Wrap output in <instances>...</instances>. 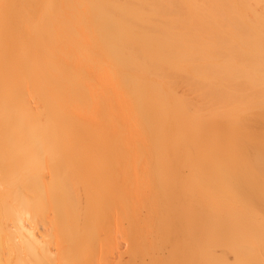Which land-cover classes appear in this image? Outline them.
<instances>
[{
	"label": "bare ground",
	"instance_id": "bare-ground-1",
	"mask_svg": "<svg viewBox=\"0 0 264 264\" xmlns=\"http://www.w3.org/2000/svg\"><path fill=\"white\" fill-rule=\"evenodd\" d=\"M243 1L0 0V264H91L105 219L195 202L243 113Z\"/></svg>",
	"mask_w": 264,
	"mask_h": 264
},
{
	"label": "rangeland",
	"instance_id": "rangeland-1",
	"mask_svg": "<svg viewBox=\"0 0 264 264\" xmlns=\"http://www.w3.org/2000/svg\"><path fill=\"white\" fill-rule=\"evenodd\" d=\"M243 3V113L235 116V127L220 126L222 134L226 127L235 130L227 128L226 137L212 142L220 154L199 149L195 202L159 208L164 214L158 219H105L101 224L108 236L97 237L91 264H110V252L117 262V249L126 252L121 264H150L151 255L164 257L174 243L156 235L158 225L181 231L180 264H264V0ZM131 224L144 232L129 247L119 232Z\"/></svg>",
	"mask_w": 264,
	"mask_h": 264
}]
</instances>
